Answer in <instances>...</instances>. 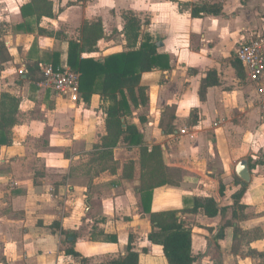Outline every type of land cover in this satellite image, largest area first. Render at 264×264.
<instances>
[{
    "label": "crops",
    "instance_id": "obj_1",
    "mask_svg": "<svg viewBox=\"0 0 264 264\" xmlns=\"http://www.w3.org/2000/svg\"><path fill=\"white\" fill-rule=\"evenodd\" d=\"M27 1L0 0V42L10 55L0 65V118L16 121L12 144L0 146V264H80L65 255L68 248L86 259V264H109L124 255L131 234L138 264H169L162 248L145 240L151 226L142 212L138 176L123 175L126 162L132 160L127 155L137 148L119 143L113 149L114 172H100L92 161L94 146L105 135L108 103L97 94L87 101L79 95L73 102L38 87L40 68L51 64L53 54L66 61L68 41L79 38L85 22L100 19L106 42L113 33L106 28L107 22L116 23L120 33L118 23L127 11L146 23L139 34L159 39L157 51L166 54L170 64L167 71L142 74L140 85L146 88L147 102L131 107L127 119L141 132L148 150L159 146L165 166L182 171L179 186L152 191L151 211H180L191 228L192 253L201 254L192 264H256L248 250L264 253V238L247 244L240 236L237 240L233 231L258 229L264 234V88L262 94L246 98L240 84L248 81L236 53L234 59L219 58V50L264 37V29L258 28V34L249 28L252 33L246 41L244 23L235 24V19L247 18L248 7L264 9V0H236L234 4L229 0H87L69 7L75 0H51L56 17L44 18L40 27L61 33L60 38L20 29L25 22L20 8ZM178 2L219 3L222 14L194 19L188 9L179 10ZM66 15L78 18L76 37L60 28ZM250 26L264 27V23L253 20ZM101 52L89 57L116 54ZM222 60H227V68ZM233 62L242 68L241 77ZM35 64L39 70L29 80L28 66ZM208 76L215 84L206 88L201 99V82ZM250 86L256 91L257 87ZM258 100L260 106L247 107ZM11 103L13 108H9ZM172 114L174 119L167 124ZM258 116L262 124L254 126L252 119L259 121ZM161 121L164 127L171 125V134L162 133ZM241 159H247L252 168L238 209L233 196L241 186L234 176ZM220 183L225 187L222 195ZM204 197L217 203L220 215L208 218L200 211L187 213L195 199ZM218 233L221 238H216ZM110 235L116 236V243L103 239Z\"/></svg>",
    "mask_w": 264,
    "mask_h": 264
},
{
    "label": "trees",
    "instance_id": "obj_2",
    "mask_svg": "<svg viewBox=\"0 0 264 264\" xmlns=\"http://www.w3.org/2000/svg\"><path fill=\"white\" fill-rule=\"evenodd\" d=\"M87 0H75L69 2V6L77 5ZM179 10L182 12L188 9L190 16L200 19L204 16H220L222 7L219 3H185L178 2ZM20 12L25 18V22L19 25L21 30L42 36L60 38L59 32H48L40 27L44 18L54 19L56 12L51 0H28L21 8ZM128 21L125 34L133 38V45L138 48L126 52L116 53L95 59L89 57L98 51L99 41L105 38L103 26L100 19L85 22L79 31L77 40L68 41L67 57L65 62L59 61V55H52L51 66L57 68H68L71 72L79 75V95L82 101H87L93 94L99 95L108 105L105 109V135L100 138V144L94 146L92 161L99 167L100 172H114L116 163L113 161V149L119 143L125 144L128 148L139 150V195L142 212L148 215L151 231L145 237L147 243L160 246L169 264H192L193 259L200 258L201 254L192 253V233L191 228L181 219L180 211L167 210L160 212L151 211L152 191L161 186H179L182 180V171L178 168H168L163 161L162 150L159 146H153L150 150L143 142L141 132L127 119L131 116V107L145 105L147 102L146 88L140 85L143 73L153 71H167L170 68L169 57L166 54L158 53L153 38L148 33L139 34L138 21L135 17H126ZM138 37L140 39H138ZM86 55V57L84 56ZM9 61L8 53L3 43L0 42V65ZM237 74L242 76L243 70L237 62H233ZM38 64L28 66L27 78L31 80L38 72ZM39 80V78H38ZM33 81V82H37ZM215 82L205 78L201 82L199 96L204 99L205 90L209 86H214ZM9 108H13L12 103ZM172 107H169L171 110ZM174 119L173 114L169 116L168 123ZM14 119L0 118V146H10L11 129L15 125ZM124 126V127H123ZM163 134H171V125L160 124ZM252 165L249 164V169ZM134 163L127 161L123 175L125 178L133 177ZM234 182L241 186L239 192L233 198L237 205L243 197L245 186L234 176ZM225 187L219 184V194L222 195ZM242 205L238 204V209ZM208 218H215L221 214L222 209L211 197H204L194 200L193 208L187 213L197 212ZM234 237L240 236V241L247 244L253 240L264 238L258 229L240 230L234 229ZM218 233L216 238H221ZM105 241L116 243L115 235L105 236ZM73 245V242L70 243ZM134 239L128 236L124 255L118 261H111L109 264H138L139 254L133 250ZM145 254L146 250L142 249ZM218 254V252H216ZM248 253L259 260L258 264H264V253H258L249 249ZM216 254V255H217ZM65 255L78 259L80 264L87 261L72 248L65 250ZM217 264H220L219 262Z\"/></svg>",
    "mask_w": 264,
    "mask_h": 264
},
{
    "label": "rangeland",
    "instance_id": "obj_3",
    "mask_svg": "<svg viewBox=\"0 0 264 264\" xmlns=\"http://www.w3.org/2000/svg\"><path fill=\"white\" fill-rule=\"evenodd\" d=\"M235 1L236 0H229V2H231L233 4H234ZM246 1H248V0H246ZM258 1L262 2V0H258ZM227 3H228V0H227ZM247 9L250 11V12H247V14H246L247 18L243 19V22H242L241 21L242 19L239 18L238 15H237L239 20L235 19V22H236L235 24L241 26L244 23V25H245L244 27H245L246 30L249 29V28H252L251 30H254L258 34H260L259 29H264V27L263 26L262 27H257V28L256 27H252V26H250V22H252L253 20H257V21L259 20V21H261V23H264L262 21V19H264V9L259 8L257 6L250 7V8L248 7ZM226 10H228V7H226ZM127 13H128V11L125 12L126 15H123L121 21L118 23L122 27V31L120 33L117 32V30L115 28V26L117 25L116 23L107 22V27L106 28L108 29V31H113V33L110 34L109 41L105 42L104 41L105 39L102 40L101 46H98V51L99 52L107 51L108 54H112V53L124 52V51L131 50V49L135 48L134 45H133L134 41H133V38H132L131 34L130 35H126L125 34V29L127 28V25H128V21H126V17H133V15H132L133 13H131V12L128 13V14ZM67 17L68 16L66 15L63 18L64 20H63L60 28H61L62 31L66 30L67 32H69L70 33L69 34L70 37H76L77 36V30L79 29L78 28L79 24L77 23L78 18L74 19V15L72 16V18H70V17L67 18ZM135 17H136V20L138 21L139 31L141 32L143 30V27H144V25L146 23H143V20L140 17H137V16H135ZM146 22H148V21L146 20ZM248 24H249V26H248ZM1 25L2 24H0V39L3 37L2 33H1V31L3 30ZM249 31L250 30H247V33H246V36H247L246 41L251 37L252 31L251 32H249ZM262 33L264 35V32H262ZM121 35H123V36L121 37ZM236 35H235V37H236ZM252 37H253V35H252ZM255 37H257V36H255ZM138 39H140V38L138 37ZM152 40H153V42L156 43V45H158L159 39H154L153 38ZM263 40H264V37H263ZM124 41H126V42L124 43ZM231 43H232V41H231ZM241 44H239L237 48H235V46H234L233 49H232V44L224 45V47L220 48V50H219V58H221V57H223V58L224 57H229L228 59H234V56H235L234 53H236L237 49L240 47ZM7 53H8V51H7ZM93 57L96 58L98 56H97V54H94ZM8 58L10 59L9 53H8ZM41 60H42V62H44L46 60V56H43ZM222 66H223V68H227L229 66L227 60H222ZM233 76H234V74H233ZM242 82L243 83L240 84V87H242L244 89L246 98L249 99L250 97H253L256 92H258V94H262L263 93V92L262 93L259 92L258 89H256V91H255V88L250 86V84L248 82H246L244 80ZM176 85H177V83H176ZM176 85L174 87H176ZM262 88H264V85H263ZM152 93L155 94L157 92L153 91ZM261 97H262V99H264V93H263V96H261ZM256 103H257L258 106L261 105V104L259 105V100H258V102H255V103L254 102L248 103L247 107H249V109L255 108ZM259 115H260V117H262L263 110L259 111ZM260 117H259V121L252 119V121H256V122H254V126L262 124V122H261L262 118H260ZM190 120L191 121L188 122L189 124H191L194 121V118L192 117V118H190ZM186 122L187 121H185V124L188 125V123H186ZM249 130L250 129H248V131ZM121 156L124 157L125 155L123 156L121 154ZM127 157L131 158L132 159L131 161L134 163L133 174H136V177L137 176L139 177V164H138L139 163V160H138L139 159V150L138 149L137 150H133L132 153H129L127 155ZM232 173H233V171H232ZM99 219H100V217H99ZM131 235H132L133 238H135L134 234H131ZM103 239H105V237H103ZM254 260L256 261V264H258L257 262L259 260L257 258H254Z\"/></svg>",
    "mask_w": 264,
    "mask_h": 264
},
{
    "label": "built area",
    "instance_id": "obj_4",
    "mask_svg": "<svg viewBox=\"0 0 264 264\" xmlns=\"http://www.w3.org/2000/svg\"><path fill=\"white\" fill-rule=\"evenodd\" d=\"M236 58L244 68L247 81L263 92L264 77V40L256 38L241 45ZM41 80L38 87L56 96L69 98L73 102L79 99V75L68 68L44 65L40 68Z\"/></svg>",
    "mask_w": 264,
    "mask_h": 264
},
{
    "label": "water",
    "instance_id": "obj_5",
    "mask_svg": "<svg viewBox=\"0 0 264 264\" xmlns=\"http://www.w3.org/2000/svg\"><path fill=\"white\" fill-rule=\"evenodd\" d=\"M235 175L242 181V184H247L250 182V171L248 168L247 159H241L235 166Z\"/></svg>",
    "mask_w": 264,
    "mask_h": 264
}]
</instances>
